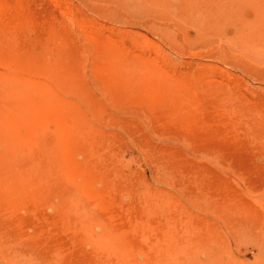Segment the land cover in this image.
<instances>
[{
    "label": "rangeland",
    "instance_id": "obj_1",
    "mask_svg": "<svg viewBox=\"0 0 264 264\" xmlns=\"http://www.w3.org/2000/svg\"><path fill=\"white\" fill-rule=\"evenodd\" d=\"M0 4V264H264V0Z\"/></svg>",
    "mask_w": 264,
    "mask_h": 264
},
{
    "label": "bare ground",
    "instance_id": "obj_2",
    "mask_svg": "<svg viewBox=\"0 0 264 264\" xmlns=\"http://www.w3.org/2000/svg\"><path fill=\"white\" fill-rule=\"evenodd\" d=\"M3 4V3H2ZM8 8L7 7H5V5L3 6V5H1L0 4V22L1 21H3L5 18H4V16L6 15L5 14V12H6V10H7ZM4 22H5V20H4ZM3 23V22H2ZM2 25V24H1ZM4 25V24H3ZM7 26V25H6ZM6 26H5V28H6ZM5 35V34H4Z\"/></svg>",
    "mask_w": 264,
    "mask_h": 264
}]
</instances>
